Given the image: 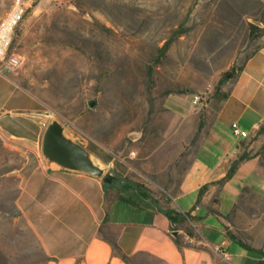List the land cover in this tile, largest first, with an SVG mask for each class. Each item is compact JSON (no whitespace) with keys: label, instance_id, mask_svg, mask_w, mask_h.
Returning <instances> with one entry per match:
<instances>
[{"label":"rangeland","instance_id":"374dc122","mask_svg":"<svg viewBox=\"0 0 264 264\" xmlns=\"http://www.w3.org/2000/svg\"><path fill=\"white\" fill-rule=\"evenodd\" d=\"M10 4L0 0V18ZM262 44L264 0H35L11 44L22 62L0 73V99L9 108L0 116V264H49L16 200L22 175L42 159L40 121L47 110L95 158L112 159L106 173L116 184L139 182L165 206L217 107L219 77L243 65ZM229 80L220 91L226 92ZM185 85L204 92L203 98L192 115L178 119L168 108L194 107L192 94L168 92ZM31 116L35 125L28 123ZM131 185L125 183V191ZM224 201L218 209L226 213ZM125 207L115 218L142 217L138 208ZM197 214H203L195 222L198 231L220 243L225 237L218 218ZM177 226L199 238L190 219ZM198 246L214 264H233L216 248ZM227 249L234 262L253 264L235 255L236 244ZM128 263L167 264L146 253Z\"/></svg>","mask_w":264,"mask_h":264},{"label":"crops","instance_id":"0c3cea01","mask_svg":"<svg viewBox=\"0 0 264 264\" xmlns=\"http://www.w3.org/2000/svg\"><path fill=\"white\" fill-rule=\"evenodd\" d=\"M228 82L226 96L218 100L217 107L206 118L204 133L171 196V206L189 214L187 219L194 223L199 238L181 227L175 228L158 203L140 193L135 181L113 182L104 188L102 176L47 164L42 157L22 175L16 200L44 253L50 257L49 264H127L112 250L109 239L128 258L146 253L167 264H214L198 244H208L233 264H240L233 261L234 255L227 249L234 243L235 255L260 264L264 253V130H259L264 125V44ZM188 87L168 93L192 94L193 88ZM196 107L178 110L172 106L168 110L174 117L184 119ZM2 109L9 110L1 98L0 116ZM29 119L28 123L34 124L33 116ZM232 121H237L247 135L233 134ZM42 132L43 129L41 137ZM239 157L232 175L218 182L230 163ZM97 160L106 167L112 162L101 157ZM125 183L132 184L130 192L125 191ZM204 183L209 184L198 194ZM111 186L123 187L121 198L114 196L115 189H109ZM223 198L229 208L226 213L218 209ZM125 204L142 211V217L115 218L119 209L126 208ZM198 211L205 212L208 218L212 215L218 218L225 237L220 243L210 242L198 231L200 222H195L203 217ZM173 230H177L179 239L184 237L189 242L183 246V253L173 240Z\"/></svg>","mask_w":264,"mask_h":264},{"label":"water","instance_id":"95a60500","mask_svg":"<svg viewBox=\"0 0 264 264\" xmlns=\"http://www.w3.org/2000/svg\"><path fill=\"white\" fill-rule=\"evenodd\" d=\"M94 104V100L88 102L90 107ZM40 149L47 164L102 176L107 182L112 177L111 174L106 173V165L100 163L86 146L65 132V123L56 116H52L43 129ZM176 233L177 230L172 231L173 235Z\"/></svg>","mask_w":264,"mask_h":264},{"label":"built area","instance_id":"2783aa9c","mask_svg":"<svg viewBox=\"0 0 264 264\" xmlns=\"http://www.w3.org/2000/svg\"><path fill=\"white\" fill-rule=\"evenodd\" d=\"M35 0H11L10 7L5 15L0 18V73L3 70L16 69L22 62L21 55L11 49V44L15 30L21 23L25 12L32 6ZM210 84H206V89H209ZM204 93V92H203ZM202 92L192 93L191 102L196 105L203 98ZM45 119L40 121V126L44 129L52 116H59L53 110L45 112ZM60 119V118H59ZM61 120V119H60ZM64 122L63 120H61ZM65 123V122H64ZM230 129L233 134L246 136L247 132L240 128L237 121L230 123ZM135 155V151L129 152V156Z\"/></svg>","mask_w":264,"mask_h":264},{"label":"trees","instance_id":"16d2710c","mask_svg":"<svg viewBox=\"0 0 264 264\" xmlns=\"http://www.w3.org/2000/svg\"><path fill=\"white\" fill-rule=\"evenodd\" d=\"M242 68H243V65H240L239 67L232 65L221 74V76L219 77V79L216 83V89L214 91L215 95L216 96L218 95L219 99L224 98L226 96V92L220 91V87H221L222 83L225 80L235 78L238 75V73L242 70ZM199 123H200V125H202L203 121L199 120ZM259 130H264V125H261L259 127ZM240 159H241V157H239L238 159H234L230 163V166H229L226 174L221 179H219L218 182H223L225 179L229 178L232 175V173H233L234 169L236 168ZM114 179H115V177H113V176L111 177L109 182L102 179L104 188L107 187L109 184L113 183ZM208 184L209 183H204L203 185H201L198 189V194H202V192H204V190L207 188ZM135 185L144 197H148L151 200H153L154 202L158 203L157 199L154 198L153 196H151L148 193V191L142 187L141 183L135 181ZM110 188L115 189L114 190V194H115L114 196H116L117 198L122 197L120 194V190L123 188L122 186L120 188L111 186V187H109V189ZM158 208L167 216V218L170 220V222L175 225L174 226L175 228L178 227L177 226L178 224L183 223L189 217V214L187 212H182V211L178 210L177 208L171 206V204H167L165 206L158 204ZM211 210L214 211L215 213L217 212L214 208H212ZM185 231L189 235L193 234V232L189 231V229H185ZM100 232H101V229H100ZM109 240H110L109 242L112 246V250L116 254H118L122 258V260H124L127 264H129L128 263V259H129L128 256L120 250V248L118 247L116 242H114L112 239H109ZM173 240L176 243V245L178 246V248L180 249V251L183 253V246L186 244L182 243L177 235L173 236ZM48 258H50V257L48 256ZM260 264H264V261L262 259L260 260Z\"/></svg>","mask_w":264,"mask_h":264}]
</instances>
